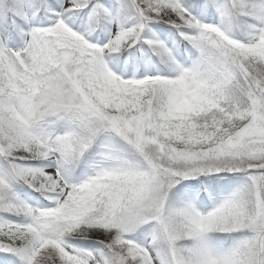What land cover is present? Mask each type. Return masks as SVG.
Masks as SVG:
<instances>
[{
    "label": "snow or ice",
    "instance_id": "1",
    "mask_svg": "<svg viewBox=\"0 0 264 264\" xmlns=\"http://www.w3.org/2000/svg\"><path fill=\"white\" fill-rule=\"evenodd\" d=\"M0 264H264V0H0Z\"/></svg>",
    "mask_w": 264,
    "mask_h": 264
}]
</instances>
